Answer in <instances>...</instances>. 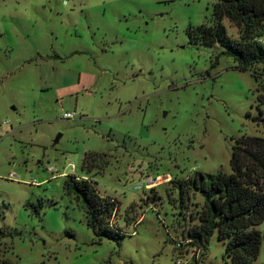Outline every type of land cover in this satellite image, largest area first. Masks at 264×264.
<instances>
[{
	"label": "rangeland",
	"instance_id": "rangeland-1",
	"mask_svg": "<svg viewBox=\"0 0 264 264\" xmlns=\"http://www.w3.org/2000/svg\"><path fill=\"white\" fill-rule=\"evenodd\" d=\"M215 1L0 0V264H231L217 231L188 239L204 198L180 204L174 186L230 173L235 139L264 138V75L186 34L213 23ZM91 151L110 164L87 174ZM68 175L115 198L119 242L87 226ZM145 175L157 184L133 190Z\"/></svg>",
	"mask_w": 264,
	"mask_h": 264
},
{
	"label": "trees",
	"instance_id": "trees-1",
	"mask_svg": "<svg viewBox=\"0 0 264 264\" xmlns=\"http://www.w3.org/2000/svg\"><path fill=\"white\" fill-rule=\"evenodd\" d=\"M212 16L211 25L200 23L187 27L189 42L206 46L217 43L223 47L222 53L233 57L236 68L252 69L255 79L264 75L255 68L257 63L264 66V42L258 40L264 35V0H216ZM225 17L239 29V39L228 35L223 23ZM259 102L264 104L263 94ZM108 164L107 153L91 151L83 154L80 168L89 174ZM230 166V173L196 170L185 179L175 180L174 186L178 188L180 204L188 200L191 189L204 198L196 218L198 223L188 229V239L205 246L210 235L217 231V238L225 240L224 253L231 264H254L264 243V233L255 227L264 220V138L243 134L235 139ZM94 183L88 178L68 175L63 187L83 204L86 224L99 241L106 237L119 242L125 233L110 221L117 202L115 198L102 196Z\"/></svg>",
	"mask_w": 264,
	"mask_h": 264
},
{
	"label": "built area",
	"instance_id": "built-area-1",
	"mask_svg": "<svg viewBox=\"0 0 264 264\" xmlns=\"http://www.w3.org/2000/svg\"><path fill=\"white\" fill-rule=\"evenodd\" d=\"M261 42H264V40L262 38L258 39ZM264 110V108H263ZM64 117L68 118V117H72V114L70 112H66L64 114ZM74 168V164H72L71 169ZM77 178H80L78 176H76ZM159 180V176H149V175H145L144 177H142V179H140L139 181H137L135 184H132V188L133 190H139L141 188H150L153 185L157 184V181ZM175 264H190L189 260H183L180 259L179 257L175 260Z\"/></svg>",
	"mask_w": 264,
	"mask_h": 264
},
{
	"label": "water",
	"instance_id": "water-1",
	"mask_svg": "<svg viewBox=\"0 0 264 264\" xmlns=\"http://www.w3.org/2000/svg\"><path fill=\"white\" fill-rule=\"evenodd\" d=\"M59 138H60V134H58V136L55 138L54 143H57Z\"/></svg>",
	"mask_w": 264,
	"mask_h": 264
}]
</instances>
